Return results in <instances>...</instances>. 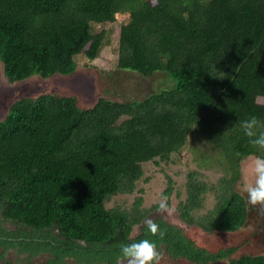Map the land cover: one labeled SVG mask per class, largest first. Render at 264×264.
Wrapping results in <instances>:
<instances>
[{
  "label": "trees",
  "instance_id": "1",
  "mask_svg": "<svg viewBox=\"0 0 264 264\" xmlns=\"http://www.w3.org/2000/svg\"><path fill=\"white\" fill-rule=\"evenodd\" d=\"M126 13L118 68L145 77L163 72L169 86L134 101L100 97L90 107L58 92L10 105L0 120L3 264H20L6 259L10 249L29 260L49 253L44 264H114L120 244L144 238L173 260L264 264V253L234 256L235 246L198 245L182 227L151 216L141 196L130 206L108 205L134 192L145 163H169L188 139H200L216 148L202 160L224 175L209 183L190 170L180 218L207 233L247 224L242 164L264 157V149L249 144L240 122H264V0H0V77L16 83L72 74L76 57L100 55L117 15ZM210 192L215 205L197 214ZM149 218L162 239L147 233Z\"/></svg>",
  "mask_w": 264,
  "mask_h": 264
},
{
  "label": "rangeland",
  "instance_id": "2",
  "mask_svg": "<svg viewBox=\"0 0 264 264\" xmlns=\"http://www.w3.org/2000/svg\"><path fill=\"white\" fill-rule=\"evenodd\" d=\"M129 14H118L117 23L111 27L108 42L103 47L100 55L93 61L81 56L76 57L77 69L69 75H55L49 79L33 76L25 81L10 83L7 79L0 77V120L5 117L10 105L22 97H36L42 93L58 92L66 95L75 94L79 96L84 107L94 105L100 97L119 101H134L143 99L163 87L169 86V77L163 72H158L150 77H145L138 72L122 70L117 66V54L120 37L121 24L127 23ZM96 29L99 27L94 26ZM101 27V26H100ZM190 137H194L190 134ZM212 147V148H211ZM200 139H188L187 143L179 153L171 155L169 163L147 162L144 164V175L137 182L133 193L115 196L108 204L130 206L138 197H143L142 205L152 208L151 216L159 214L157 205L159 197L164 191L173 185L172 193L168 203L172 212L164 215L168 221L182 227L187 235L195 242L209 250L215 251L221 248L235 246L238 248L234 256L244 254L264 253V208L260 206L250 207V218L247 224L236 232H213L207 233L197 226L187 225L179 215L178 206L180 200L186 198L185 183L190 170H199L201 178L209 183H217L224 175L221 167L212 163L210 167L202 158L213 153V146ZM256 157L249 158L242 164V178L238 182V189L246 181L253 179L249 167L251 161ZM241 191V190H240ZM244 194V193H243ZM246 196V194H244ZM247 197V196H246ZM216 203L213 193H209L203 208L197 214H206ZM156 207V208H153ZM155 209V210H154ZM9 229L15 226L6 223ZM3 247L0 246V264H3L1 256ZM6 259L18 261L20 264H44L50 259L49 253H39L32 259H28L25 253H19L10 249L6 253ZM64 264H81L75 259H67ZM160 264H194L186 259L173 260L166 253L162 252ZM219 264V263H218Z\"/></svg>",
  "mask_w": 264,
  "mask_h": 264
},
{
  "label": "clouds",
  "instance_id": "3",
  "mask_svg": "<svg viewBox=\"0 0 264 264\" xmlns=\"http://www.w3.org/2000/svg\"><path fill=\"white\" fill-rule=\"evenodd\" d=\"M240 127L249 144L253 147L264 149V122L256 116L240 122ZM253 179L246 181L241 186V192L246 194L248 203L255 207L264 208V157H256L249 165ZM169 197L161 194L157 206V212L161 215H168L172 208L168 203ZM147 233L153 237L164 236V230L153 219L145 221ZM119 254L115 256L114 264H160L162 252L159 250L155 240L144 238L137 242L120 244Z\"/></svg>",
  "mask_w": 264,
  "mask_h": 264
}]
</instances>
